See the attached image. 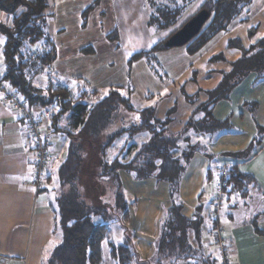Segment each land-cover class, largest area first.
Instances as JSON below:
<instances>
[{
    "label": "trees",
    "instance_id": "16d2710c",
    "mask_svg": "<svg viewBox=\"0 0 264 264\" xmlns=\"http://www.w3.org/2000/svg\"><path fill=\"white\" fill-rule=\"evenodd\" d=\"M193 1L166 0L164 4L157 0H146L150 8L148 24L157 30L172 27L182 11ZM249 3L250 0H203L198 11L205 9L209 16L200 31L186 43L187 52L199 51L217 35L227 31L235 21H246ZM48 7L49 0H0V11L7 16L5 22L0 21V33L4 36L0 83L9 85L29 107H55L56 112L51 121L52 132L70 139L66 158L57 171L61 191L56 198L54 229L60 232L61 240L51 250L45 264H103L104 244L113 264H226L205 249V221L210 219L212 224L216 222L210 213L204 214L201 195L190 216L184 214L183 205L174 200V195L178 192L187 164L199 148L198 140L194 141L193 136L201 134L210 137L230 130L228 117L218 119L214 116L215 103L219 99H227L229 92L250 73L255 74V82L264 80V39L248 48L243 47L238 40L228 42L229 47L240 51V56L230 63L228 70L221 72L223 77L216 89L205 90L206 99L195 106L182 128L173 132L169 125L175 106L169 108L162 118H158L153 107L139 110L134 107L130 88L123 93L122 86L110 87L106 95L89 104L87 97L90 93L81 88L71 90L51 82L37 85L36 78L50 66L55 57L53 48L36 47L40 43L51 47L47 31ZM113 33L116 37V30ZM164 41H158L146 51L132 54L129 64L142 57L151 60L156 52L168 49ZM215 60H222V57L217 56ZM91 94L94 96L95 92L91 91ZM184 99L194 103L197 94L185 95ZM243 105L251 113L255 102L245 101ZM123 111L137 113L138 121L103 134L105 139H100L102 133L115 124L114 121ZM261 132L264 133V126L256 125V132L245 149L223 154L248 156L252 148L262 142ZM138 133H146L147 139L137 146L133 143L123 146L116 157L107 160V150L116 139L123 135L131 138ZM98 142L100 160H97L95 178L97 181L106 179L115 184L113 206L122 210L123 217L127 211L121 191L120 173L130 174L135 180L153 178L156 182L168 184L172 202L164 212L153 252L148 257L138 254L129 235L119 243L110 239L108 222L111 215L108 206L111 202H103L101 208L94 207L82 195L83 187L79 183L83 170L81 165L86 163V172H90V164L96 161L93 153ZM83 154H86L85 157ZM122 154L130 156L123 160L125 158L120 157ZM87 173L86 176H89L90 173ZM211 177L210 170L206 181ZM223 180V197L234 193L246 196L256 186L254 177L241 171L237 165L224 168Z\"/></svg>",
    "mask_w": 264,
    "mask_h": 264
},
{
    "label": "crops",
    "instance_id": "0c3cea01",
    "mask_svg": "<svg viewBox=\"0 0 264 264\" xmlns=\"http://www.w3.org/2000/svg\"><path fill=\"white\" fill-rule=\"evenodd\" d=\"M101 1L99 0V2ZM108 1L112 3L116 0ZM201 3L189 6V9L197 5L194 10L197 12ZM117 6L118 3L114 7L117 8ZM140 8L144 17L143 29L149 31L148 18L150 11L146 6V0L141 1ZM247 8L249 11L246 15L248 16L246 21L240 23L235 21L227 31L223 32L226 33L225 37L214 40L206 53H202L200 54L201 57L198 56L194 59L193 63L201 65L200 67L205 68V71L203 70L204 73H202V68L193 69L192 73L194 74L191 76L193 79L191 81L190 77L187 79L190 84L193 83L195 86L197 79L212 77L208 80L215 82L214 85L216 86V82L220 80L216 75L220 77L221 72L228 70L230 63L240 56V51L237 48L228 46L230 40H238L243 47L248 48L257 41L264 39V0L261 1L259 6H255L254 0H250ZM6 20V14L0 11V21L5 22ZM237 28H239L237 32H240L241 37L234 36ZM0 35V40H2V43H0L1 76L3 73L2 48L4 36L1 33ZM50 39V45L55 52L56 45L51 37ZM213 48H219L220 52L210 55L209 52ZM185 51L187 52L186 48ZM217 56H221L222 60H215ZM53 61L49 68H51ZM207 63L214 66L209 68L206 65ZM161 78H164V82H168L166 75H162ZM254 80L255 74L250 73L231 91L230 97L234 98V102L231 99L230 102L218 101L215 103L214 116L218 119L228 117L232 129L210 137L201 134L193 136L194 141L198 140L199 148L187 164L180 180L178 192L174 196V200L183 205L184 214L190 216L198 203V196L201 195L200 201L203 205L204 214L210 213L211 217L215 218L216 223L213 225L218 226L217 230H223L221 235H224L226 249L229 251L228 264H264V139L246 157H233L223 154V152H237L246 148L256 132V125L264 126V104L263 101L257 99L258 97H264L263 93L257 95V89L264 86V81L256 83ZM185 83L187 82L179 86L178 93L181 96L179 95L175 100L169 96L164 97L167 100L164 99L158 109L153 107L156 117L162 118L169 108L175 106L169 125L170 130L173 132L181 129L195 106L206 99V94L203 96L199 93L198 96L197 92L198 100L194 103L187 102L184 99L185 95L196 94L194 92L198 88L196 87L192 89L193 91L185 93ZM214 85L199 88L209 90L215 87ZM79 87L80 83H76L70 88L77 89ZM180 88H182V93ZM245 88L254 91L253 94L251 92L247 94ZM245 101H253L257 105L254 115H251L250 111L243 105ZM122 113H124L123 117L125 115V119H128L126 123L138 121L137 113L125 111ZM27 137L26 122L11 106L2 101L0 94V264H45L48 258L45 256H49L51 250L61 240L60 232L54 229L56 198L61 191L57 171L60 163L66 158L70 139L60 135V133L51 132L48 134L46 138L49 141L48 149L51 157L42 180L37 182L33 174V158L27 146ZM127 139L129 138L127 137ZM116 141L117 139L112 143V147ZM132 142L130 140L129 143ZM117 155L116 153L112 159ZM212 161L215 162L213 170L210 167ZM230 165H237L241 171L252 175L256 181V186L246 196L234 193L223 197L221 205L219 204L215 208L210 203L214 191L213 174L220 166L225 168ZM210 170L212 177L209 181H206L207 173ZM120 178L121 191L125 201L128 200L134 203L124 205L127 215L123 217V220L125 224H129L134 220V223L136 222L139 226L138 230H140L139 234L141 235L139 239L143 240L140 241L142 247L144 248L143 242L146 240L147 244L150 242L153 244L154 249L161 219L166 208L172 202L168 193V184L166 182H156L153 178L135 180L132 175L125 173H120ZM144 186H148L147 190L154 191L155 201L144 203L153 199H150V196L144 198L147 192ZM237 197L243 200L239 203ZM108 201L111 204L113 203L112 199ZM247 201L251 204H248ZM243 207H250L251 210H247V213H245L246 210ZM215 210L214 215L212 212ZM220 218H222V221L225 220L230 223L222 225ZM209 224H211V220L206 219L203 228L204 239L206 234L210 235L206 232ZM153 225H155L156 232L152 237H148V234H146L147 228L145 227L151 226L149 228H152ZM144 229L145 232H143ZM52 238L55 241L51 244ZM208 239H210V246L212 247L208 251L220 257L218 246L214 245L210 236ZM131 242L135 248L136 241L134 243L131 239ZM48 245L50 247L47 249ZM135 249L138 250L137 247ZM138 254L140 253L138 252Z\"/></svg>",
    "mask_w": 264,
    "mask_h": 264
},
{
    "label": "rangeland",
    "instance_id": "374dc122",
    "mask_svg": "<svg viewBox=\"0 0 264 264\" xmlns=\"http://www.w3.org/2000/svg\"><path fill=\"white\" fill-rule=\"evenodd\" d=\"M141 1L142 0H116L110 3L108 0H102L101 2H99V0H51L48 9L50 13L48 14V10L46 11V14L49 15L47 31L56 45L55 57L51 68H49L50 66L46 68L44 72L36 78L37 80H35V83L37 85H45L47 82L58 83L69 88L73 87L76 83H80L79 88L90 93L89 97H87L89 104H92L96 100H99L104 95H106L110 87L122 86L123 93L126 92L127 88H130L131 102L136 109H141L144 107H155L158 109L164 102V99H166L164 97L169 96L170 98L172 97L171 99L173 100L177 99L179 95L181 96V94L178 93L179 86L183 85L184 82H187L185 83L184 87L185 93H189V91H193L192 89L197 87L198 89L194 93L197 94L198 92V96L199 93L204 96L205 89L203 90L199 87H210L214 85L215 82H210L208 80L212 77L208 79L202 77L197 79V84H195V86L193 83L190 84L187 79H189V77L190 81L193 79L191 78V76L194 74L192 73V70L202 68L200 67L201 65H197L193 63V61L196 57H201L200 54L206 53L210 49L214 40L225 37L226 33H220L215 39L208 42L204 47L197 51L198 53L195 52L196 54L187 53L185 51V44L183 46L162 49L156 52L155 56L151 60L142 57L134 59L129 64L128 60L132 54L150 49L157 43L158 40H166L168 36H170L184 23V21L196 13L194 10L196 9V6L199 4V2H203L202 0H194L189 6L191 7L194 4L197 5L193 6L192 9H189L188 6L185 10H183L178 16V20L172 27L157 30L153 26L148 25L150 27H148L149 31H147L146 29H143L142 25L144 17L140 8ZM157 1L158 3H166V0ZM261 1L262 0H254V5L259 6ZM117 3L118 6L115 8L114 6ZM146 6L150 11L149 5L146 4ZM114 29L117 32L116 37H114ZM238 30L239 28L236 29L235 33L233 32L234 36L241 37L240 32H237ZM110 36L113 38H110ZM40 45L42 44L40 43L36 47H39ZM46 47L52 48L48 45H45L43 48L46 49ZM218 52H220L219 48H213L209 53L212 55ZM206 65L209 68L214 66L209 65L208 63ZM208 67L207 69H209ZM201 70L205 71V68H202ZM47 71L50 72V75L47 73ZM204 71L202 73H204ZM162 75L167 76L168 82L163 81L164 78H161ZM216 77L221 80L223 77L222 73L220 77L218 75H216ZM262 81L264 80L258 82ZM219 82H216V86L214 85L215 87L211 88L210 90L214 88L216 89ZM70 89L75 90L72 88ZM91 91H95L94 96L91 94ZM180 91L182 93V88H180ZM231 91L229 92L227 99H219L218 101L230 102V100L233 99L234 102V98L230 97ZM245 92H247V94L249 92L253 94L254 91H251L247 88ZM261 93L264 94V86H260L257 89V95ZM257 99L259 101H263L262 103L264 104L263 96L260 98L258 97ZM196 100H198V98ZM41 108L49 109L46 119L51 122L53 115L56 112V108L52 106L31 107L33 110H38ZM256 109L257 105L255 104L251 115H254ZM123 114L124 113L121 112L119 117L114 122L115 124H112L106 131L102 133V135L116 130L119 127H126L128 124L133 123H126L128 122V119H125V115L123 117ZM44 116L45 114H43V117ZM230 129H232L231 122ZM260 134H262V132ZM263 134L261 138L264 139ZM147 137L148 136L145 133H138L136 136L129 139H127L126 135L121 136L117 139L114 146H110L111 148L107 150V160L110 161V159H112L116 153L119 154V151H121L123 145L126 146L131 144L129 143L130 140L133 141L132 143L134 146H137L140 142L146 140ZM100 139L104 140L105 135L100 136ZM99 142L96 144V149L94 148L95 152L93 153V159L96 158V161H93L90 164V172H86V163L81 165L83 170H81V182L79 183H82V195L85 197L86 202L88 204H92L94 207L101 208L104 205L103 202L113 199L115 184L106 181V179H102L104 181L98 179L100 181H97L95 178L97 174L96 171L98 170L97 160H100L98 157ZM254 148L255 147L252 149ZM132 149L133 147L130 149L131 154L133 152ZM85 155L86 154H83L84 157ZM125 156V154L124 156L122 154L120 157L125 158L123 160H126L129 156ZM214 165L215 162L212 161L210 166L212 170L214 169ZM222 167L220 166L215 170L216 172L213 174L212 182L215 181L217 175L216 173ZM93 170H95V173L93 172L92 174L91 172ZM86 173H90L89 176H86ZM147 187L148 186H144V189L147 190ZM214 193L215 190L213 191V197L210 201L211 204L213 203L212 201L214 198ZM153 194L154 191L147 190L144 198L146 199V196H150V199H153L144 203H151L152 201H155ZM237 198L239 203L241 200H243L240 197ZM222 199L223 196L218 204L221 205ZM247 199L248 197L246 200ZM247 202L248 204H251L249 201ZM125 204L134 203L127 200ZM244 209L246 210L244 211L245 213H247V210H251L250 207H246ZM108 210L110 211L111 215V218L108 222L110 239L116 243H119L126 239V237L129 235L134 243L136 241L135 246L138 249L137 251L141 254L139 255L141 257L150 256L153 252V244L151 242V244H147V241L144 240V248L142 247V243H140V241L143 240L139 239V236L141 235L139 234L140 230H138L139 226L136 224V222L134 223V220H132L131 223L125 224L123 216L121 215L122 210L113 206V203L109 204ZM252 212L254 213L253 210ZM215 213L216 210L212 212L214 215ZM220 220L222 221V218H220ZM222 223V225H224L230 222L223 220ZM123 226L124 228L126 227V231H124V228L122 229ZM149 227L151 226L145 227L147 228L146 234H148V237H152L156 232L155 225H153L152 228ZM212 228L214 229L211 231ZM217 228V225H213L211 223L207 225L206 231L207 233H210V235H208L211 237L212 242L216 246H218L217 241L215 240ZM222 231L220 230V235L223 234L221 233ZM143 232H145V229ZM208 235L206 234L205 239H203L206 250H210L212 248L210 246V239H208ZM54 238H52V243L55 241ZM49 247L50 246L48 245L46 248L48 249ZM218 250L220 252L219 247ZM226 251L229 253L227 249ZM102 252L103 264H113L108 256V250L105 244L103 245ZM213 254L216 255L215 253ZM218 258L221 260V252L220 257Z\"/></svg>",
    "mask_w": 264,
    "mask_h": 264
},
{
    "label": "built area",
    "instance_id": "2783aa9c",
    "mask_svg": "<svg viewBox=\"0 0 264 264\" xmlns=\"http://www.w3.org/2000/svg\"><path fill=\"white\" fill-rule=\"evenodd\" d=\"M43 45V46H42ZM38 48L44 49L46 44H42ZM47 46V45H46ZM37 48H34V50ZM35 52V51H33ZM50 75V72L47 71ZM51 80V79H50ZM0 94L2 101L11 106L21 116L27 125V146L33 158V174L35 180L40 182L44 175L47 163L51 157L49 141L46 138L52 132L51 122L48 121V108L33 110L27 105L24 99L16 93L9 85L0 83ZM43 114L45 116L43 117ZM216 179L213 181V188L215 190L213 198V206L217 208L219 201L222 198V187L224 186V168H221L216 173ZM215 240L221 252V260L223 263L228 264L229 253L226 251V243L220 231L215 233Z\"/></svg>",
    "mask_w": 264,
    "mask_h": 264
},
{
    "label": "water",
    "instance_id": "95a60500",
    "mask_svg": "<svg viewBox=\"0 0 264 264\" xmlns=\"http://www.w3.org/2000/svg\"><path fill=\"white\" fill-rule=\"evenodd\" d=\"M208 16L207 10L200 9L168 36L164 41V45L168 48L185 45L200 31Z\"/></svg>",
    "mask_w": 264,
    "mask_h": 264
},
{
    "label": "snow or ice",
    "instance_id": "6c2138e0",
    "mask_svg": "<svg viewBox=\"0 0 264 264\" xmlns=\"http://www.w3.org/2000/svg\"><path fill=\"white\" fill-rule=\"evenodd\" d=\"M162 35H164V34H162ZM0 43H2V40H0ZM50 243H52V242H50Z\"/></svg>",
    "mask_w": 264,
    "mask_h": 264
}]
</instances>
